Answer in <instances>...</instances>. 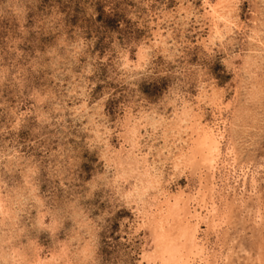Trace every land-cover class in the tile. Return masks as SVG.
Segmentation results:
<instances>
[{"label": "rangeland", "instance_id": "obj_1", "mask_svg": "<svg viewBox=\"0 0 264 264\" xmlns=\"http://www.w3.org/2000/svg\"><path fill=\"white\" fill-rule=\"evenodd\" d=\"M203 5L0 0V257H6L0 264H10L14 248L25 258L22 264L34 256L44 264H139L151 237L126 197L138 184L137 174L129 165L120 169L105 146L130 149L123 142L127 114L172 123L181 99L200 106L198 112L212 123L209 102L197 103L203 90L214 91L223 104L229 125L223 152L231 139L238 161L258 173L257 194L249 200L245 195L244 202L262 210V226L250 224L251 214L232 204L224 241L238 236L251 255L262 242L264 253V0H233L239 29L205 47L209 23ZM252 31L259 35L255 41ZM141 51L144 57H138ZM148 126L140 129V151L149 163L159 162L166 176L162 186L171 193L195 191L197 170H174L163 149L164 140L173 139L161 127Z\"/></svg>", "mask_w": 264, "mask_h": 264}, {"label": "bare ground", "instance_id": "obj_2", "mask_svg": "<svg viewBox=\"0 0 264 264\" xmlns=\"http://www.w3.org/2000/svg\"><path fill=\"white\" fill-rule=\"evenodd\" d=\"M213 3L209 2V0H203L205 19L209 23L208 24L209 30L207 33V37L202 41L204 47L212 44L214 39L219 40V42L222 41V39H225V36L232 33V30L234 28L239 29L240 27L237 24L238 22H236L235 20L237 16H235L233 13L234 11L233 0H215V3L214 4ZM257 34L258 33H256L255 31H252V34H250L252 41H255V39L259 37V35L257 36ZM260 37H262V35ZM258 39L259 42L261 39L260 38ZM163 45L162 47H164ZM258 49L259 48H257V50ZM143 53L144 52L142 51L139 52L138 57H144V55L142 56ZM259 54H261V52ZM259 58L261 59V57ZM247 59L248 58H246V61ZM263 59L264 58H262V60ZM250 60H248L247 62H249ZM125 64L127 65L128 63ZM246 72H250V71H246ZM254 72L255 70L253 71V73ZM251 91L252 90H250V92ZM217 95L218 94H216L214 91H212V93L211 92L207 93V91L203 90L200 93V97L197 102L199 104L200 101L203 100L204 98L209 102L207 103V106L210 105L212 109V117H213L212 123H207L204 120L203 114L198 112L200 111L199 108L200 106H197L195 109L194 106L187 104L185 101H183V99H181L182 101L179 102L181 103V107L179 106L180 109L175 115L176 116L175 120L172 121V123H168L166 120L163 121L162 118L156 120L155 118L148 117L146 115L148 118L145 117L146 118L145 120V118L142 116L140 118H135L131 113L127 114L123 122V130H125L124 133L126 135V138H124L123 142L124 144H127L130 149L126 150L124 146H121L118 150H111V148L108 145L105 146L106 152L112 156L111 157L113 158L112 161L116 162L117 166L120 169H123L124 165H129L130 169L132 171H135L137 174L136 177L138 184H136L132 188V191H128L126 197L128 199H131L130 200L131 202H134L133 204H135L136 207L135 209L137 211L136 213L138 219L140 220V225H142L143 228L149 231L151 237V246L148 248V250H145L142 253V257H141L142 261L139 264H234L232 260H235V262L239 264V260L241 258L243 259V264H264V253L262 248L263 246L262 242L260 244H256L255 253L251 255L252 253L250 254L249 252L245 251V249L242 246L241 240H238V236H236V238L234 239L230 238L229 241L226 240L227 242L224 241V238L226 237V234L224 233L226 232L224 227L227 226L226 219L227 216L229 215L230 210L232 209L231 206L232 204L237 205L238 208L244 207L243 209H245V212L246 213L248 212L249 215L251 214L252 216V218L250 219L251 221L250 224L257 227L262 226L261 225L262 210L256 207V209L253 211L251 207H246L244 202L246 201V199L244 198L245 195L248 196L247 199L249 200L252 196L254 197L257 194V185H258L257 171L255 170V168L252 169L251 167H249L250 165L249 163L248 165H246V164H241V162L238 161L239 159L237 157V152L233 148L234 147L233 145H235V143H233L231 139H230L231 142L230 144L232 147L231 148L228 147L227 149L224 150V152L222 150L223 143L225 142L226 139V131L228 129L227 127L229 125L227 122L223 120L222 117L223 104L220 96ZM261 95H263V93ZM250 98L251 96H249V100ZM242 112L244 111L242 110ZM154 115H156L155 112ZM239 117L240 116H238V118ZM143 123H145L146 125L143 126ZM251 123L253 124V121ZM147 125L153 128V130L156 129V126L161 127L165 132V136L167 134V137L173 139V142L170 143L169 142L170 140L167 137H165L167 139L164 140L165 145L163 149L167 154H169L172 160V168L174 170H179L181 168L185 170H189L190 172L191 171L195 172L197 170L198 184L195 191L191 189L192 191L190 190L186 192L185 190L179 188L175 193H171L168 192L166 188H164L165 186H162V179L166 176L164 177L162 176L163 171H160L159 173V169L156 166L158 165L159 162H156L157 164L149 163L146 158V155L144 154L142 155L140 151L141 150L140 138L142 137L140 134V129H143V127L145 129V126ZM232 128L234 129V127ZM152 133L153 132H151L150 134ZM173 150L174 153L172 152ZM153 160L154 159H152L151 161L150 159L151 162H153ZM108 169L110 170L109 167ZM117 178L119 179V177ZM227 195H231L232 197L230 205L225 203V199ZM18 202L19 201H17V203ZM14 204L15 203L13 202V205ZM2 210H3V206L0 204V213L3 214ZM251 210L253 211V213H251ZM239 213L242 214L241 210L239 211ZM12 221L15 222L16 218L15 220ZM10 253H11L9 256V259H11L10 264H22V261H24L25 259L22 254L17 252L15 248L12 251H10ZM240 254H242L243 256L240 257ZM4 257L5 256L0 257V259L3 258L4 260ZM50 261L53 262L54 259L51 258ZM44 263L45 262H41V260L37 256H34L30 261H28V264H44Z\"/></svg>", "mask_w": 264, "mask_h": 264}, {"label": "snow or ice", "instance_id": "obj_3", "mask_svg": "<svg viewBox=\"0 0 264 264\" xmlns=\"http://www.w3.org/2000/svg\"><path fill=\"white\" fill-rule=\"evenodd\" d=\"M98 11H99V12H102V11H103L102 6H98ZM98 20H99V18H98Z\"/></svg>", "mask_w": 264, "mask_h": 264}]
</instances>
